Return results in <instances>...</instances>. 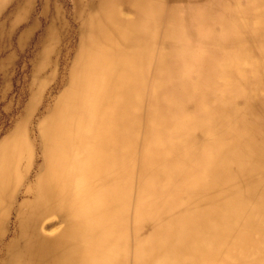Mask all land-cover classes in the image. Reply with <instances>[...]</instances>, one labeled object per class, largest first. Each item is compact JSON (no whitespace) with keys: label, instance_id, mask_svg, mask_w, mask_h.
Returning <instances> with one entry per match:
<instances>
[{"label":"bare ground","instance_id":"1","mask_svg":"<svg viewBox=\"0 0 264 264\" xmlns=\"http://www.w3.org/2000/svg\"><path fill=\"white\" fill-rule=\"evenodd\" d=\"M237 1L177 37L173 0H73L71 46L51 14L0 135V264H264V0Z\"/></svg>","mask_w":264,"mask_h":264},{"label":"rangeland","instance_id":"2","mask_svg":"<svg viewBox=\"0 0 264 264\" xmlns=\"http://www.w3.org/2000/svg\"><path fill=\"white\" fill-rule=\"evenodd\" d=\"M217 2L218 0H173V35L177 37L179 35L187 36L201 18H206L205 22H209L212 17L209 15L213 12ZM237 2L242 9L246 5V0H238ZM11 8L12 6L7 7L5 15L11 11ZM55 10L60 12L70 29L69 39L67 38V40L71 46L74 40L73 31L76 27L72 21L73 0H33L25 20L18 25L13 34H7L6 27L4 29L6 34H0V45L5 48L0 53V61L9 54L13 57L12 63L5 71L8 83L6 91L2 90V81L4 80L0 73V135L11 125L12 120L16 117L26 99L25 87L30 73V61L33 51L39 37L49 23L51 14ZM2 18L0 23L4 19ZM169 19L167 16L164 27L169 26ZM23 31H27L26 41L23 48H18L17 38ZM63 44H65L64 41ZM51 88L52 86L47 87L45 97H48L51 93L55 94L54 91L50 93ZM2 92L6 93L5 96H1Z\"/></svg>","mask_w":264,"mask_h":264}]
</instances>
